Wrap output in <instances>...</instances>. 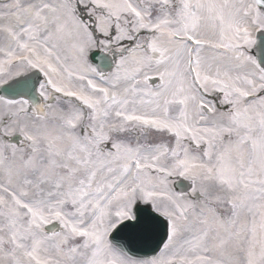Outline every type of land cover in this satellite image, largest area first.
Returning a JSON list of instances; mask_svg holds the SVG:
<instances>
[{
  "label": "snow or ice",
  "instance_id": "1",
  "mask_svg": "<svg viewBox=\"0 0 264 264\" xmlns=\"http://www.w3.org/2000/svg\"><path fill=\"white\" fill-rule=\"evenodd\" d=\"M0 21V264H264V0Z\"/></svg>",
  "mask_w": 264,
  "mask_h": 264
},
{
  "label": "water",
  "instance_id": "2",
  "mask_svg": "<svg viewBox=\"0 0 264 264\" xmlns=\"http://www.w3.org/2000/svg\"><path fill=\"white\" fill-rule=\"evenodd\" d=\"M158 252L156 244L141 245L133 250V255L138 257H149Z\"/></svg>",
  "mask_w": 264,
  "mask_h": 264
},
{
  "label": "bare ground",
  "instance_id": "3",
  "mask_svg": "<svg viewBox=\"0 0 264 264\" xmlns=\"http://www.w3.org/2000/svg\"><path fill=\"white\" fill-rule=\"evenodd\" d=\"M2 23H4V22L0 21V24H2ZM128 43L129 42H125L126 46H127ZM4 44H5V35H4V33L0 32V47H2ZM58 54L61 55V57H64V56L68 57V59L64 61V63L66 65L71 66L73 64V60L71 58L72 54L70 52L60 51ZM13 71H15V69H13ZM158 255H156V256H158Z\"/></svg>",
  "mask_w": 264,
  "mask_h": 264
}]
</instances>
